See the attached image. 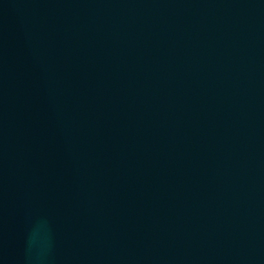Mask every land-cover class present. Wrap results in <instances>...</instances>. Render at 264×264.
<instances>
[{
	"label": "water",
	"instance_id": "obj_1",
	"mask_svg": "<svg viewBox=\"0 0 264 264\" xmlns=\"http://www.w3.org/2000/svg\"><path fill=\"white\" fill-rule=\"evenodd\" d=\"M0 264H264V0H0Z\"/></svg>",
	"mask_w": 264,
	"mask_h": 264
}]
</instances>
